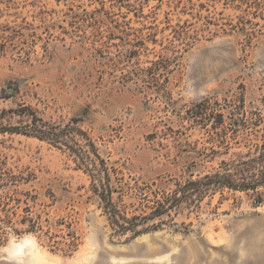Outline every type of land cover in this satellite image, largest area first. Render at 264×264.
<instances>
[{"label":"rangeland","instance_id":"rangeland-1","mask_svg":"<svg viewBox=\"0 0 264 264\" xmlns=\"http://www.w3.org/2000/svg\"><path fill=\"white\" fill-rule=\"evenodd\" d=\"M22 107L80 128L130 212L150 211L138 192L180 201L115 232L69 148L84 136L28 135ZM262 142L264 0H0V248L30 234L34 264H264Z\"/></svg>","mask_w":264,"mask_h":264},{"label":"trees","instance_id":"trees-1","mask_svg":"<svg viewBox=\"0 0 264 264\" xmlns=\"http://www.w3.org/2000/svg\"><path fill=\"white\" fill-rule=\"evenodd\" d=\"M243 103V100H241ZM240 110L242 107L239 108ZM237 113H240L237 111ZM243 113V112H242ZM19 115L29 117V120L24 125V129L22 130L24 133H28V135L36 136L40 139H48L49 141L61 144V139L63 136H67V133H75L77 135H83V139H76L73 141L74 147H69L71 152L74 154L73 156L78 161L77 166L79 168L85 169V172H88L90 177V192L98 198L99 207L101 208L103 214H105L109 224L112 228H114L115 232L120 234H126L130 232L132 235H136L143 230L145 231L146 228H139L147 223L149 219H153L154 217L161 216L164 213H167L175 204L180 201L179 196H171L169 194H162L161 197L155 198L150 200L147 194L143 192H138L137 197L142 200L151 201L152 204L145 205V207L149 208L150 211L148 213H134L129 211V207L124 201V190L118 189L115 186L110 177L109 169L101 158L94 146L91 142V139L87 137V135L80 129L74 126L72 128L70 125H65L61 127L59 125L50 124L43 121L39 118L32 110L26 107H22L19 110ZM238 123L248 129L247 123L245 119L237 118ZM255 125V124H254ZM8 129H16L13 126H8ZM19 131V130H18ZM235 133L238 132L237 129L233 130ZM68 145V144H65ZM261 148L263 149L264 154V142L261 143ZM210 180L208 175L205 176ZM264 178V177H263ZM218 180L216 183L221 185L228 186L230 188H248L246 185H238L231 182L228 178L218 175ZM198 184V181H189L187 184L184 185L183 189L190 185ZM184 193V192H183ZM141 205V202H139ZM132 206V204H129ZM25 209V214L20 221V223H26L28 229L30 231L40 230L42 233L52 241L54 245H58L60 241L53 239V235H49L50 233V226H47L46 230L43 229L42 225L40 224V220L36 217L33 218L27 207ZM140 209V208H139ZM142 211V209H140ZM131 213V214H130ZM9 221V220H7ZM47 221V220H46ZM10 222V221H9ZM66 227L69 229L70 224L66 223ZM69 241H63V245H66V250L72 251L76 249L78 243V238L75 236L74 233L70 232L69 230L65 234Z\"/></svg>","mask_w":264,"mask_h":264},{"label":"clouds","instance_id":"clouds-1","mask_svg":"<svg viewBox=\"0 0 264 264\" xmlns=\"http://www.w3.org/2000/svg\"><path fill=\"white\" fill-rule=\"evenodd\" d=\"M40 245L30 234L9 236L4 247L0 248V264H34L32 257Z\"/></svg>","mask_w":264,"mask_h":264}]
</instances>
